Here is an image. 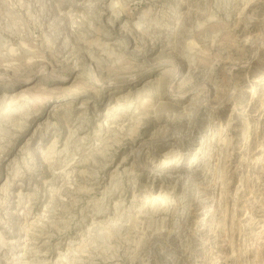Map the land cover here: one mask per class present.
<instances>
[{
	"label": "rangeland",
	"instance_id": "374dc122",
	"mask_svg": "<svg viewBox=\"0 0 264 264\" xmlns=\"http://www.w3.org/2000/svg\"><path fill=\"white\" fill-rule=\"evenodd\" d=\"M0 264H264V0H0Z\"/></svg>",
	"mask_w": 264,
	"mask_h": 264
},
{
	"label": "bare ground",
	"instance_id": "6f19581e",
	"mask_svg": "<svg viewBox=\"0 0 264 264\" xmlns=\"http://www.w3.org/2000/svg\"><path fill=\"white\" fill-rule=\"evenodd\" d=\"M248 21V20H247Z\"/></svg>",
	"mask_w": 264,
	"mask_h": 264
}]
</instances>
